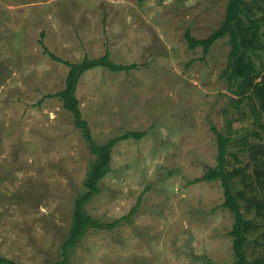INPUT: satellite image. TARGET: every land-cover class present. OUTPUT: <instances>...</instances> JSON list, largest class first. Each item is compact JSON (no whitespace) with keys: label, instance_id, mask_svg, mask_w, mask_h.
<instances>
[{"label":"rangeland","instance_id":"1","mask_svg":"<svg viewBox=\"0 0 264 264\" xmlns=\"http://www.w3.org/2000/svg\"><path fill=\"white\" fill-rule=\"evenodd\" d=\"M228 1L0 0L1 255L20 264L63 259L75 199L95 159L73 114L48 97L65 87L70 68L44 52L43 40L71 62L110 52L117 63H136L129 71L88 70L77 96L98 143L146 133L114 146L111 170L85 206L114 224L90 228L68 264L234 262L235 217L222 205V182L195 180L218 164L214 127L226 133L232 118L234 137L254 141L256 125L249 104L238 108L221 78L228 38L207 56L185 39L188 29L209 36ZM227 158L229 168L253 172L236 145ZM251 249L258 255L264 247Z\"/></svg>","mask_w":264,"mask_h":264},{"label":"trees","instance_id":"2","mask_svg":"<svg viewBox=\"0 0 264 264\" xmlns=\"http://www.w3.org/2000/svg\"><path fill=\"white\" fill-rule=\"evenodd\" d=\"M226 37L231 50L228 65L221 73V78L227 81L231 90L237 95L233 98V102L238 108L244 101L249 104L256 125L252 132L255 140L253 141L248 135L234 137L232 118L227 120L226 133L214 127L218 141V164L209 167L195 182L203 180L222 182L225 196L222 205L235 217L230 231L235 255L232 264H264V250L258 255H254V251L250 250L252 243L264 247V0H229L224 20L209 36L197 38L190 29L185 32L189 48L202 47L204 56L210 53L215 42ZM41 44L44 52L53 60L64 63L70 68L65 87L58 92L48 94V97H58L63 107L73 114L75 125L82 130L90 151L95 156L84 182L86 190L78 194L75 199L71 228L62 247L63 259L54 263L68 264L71 249L90 228L102 229L114 224L103 223L91 216L85 208L98 193L100 181L111 170L114 146L121 140L141 139L146 133L129 131L107 143H98L87 120L83 117L77 96L80 79L88 70L102 67L115 72L129 71L137 67L136 63H117L111 58L110 52L98 58L86 56L82 61L71 62L52 52L43 40ZM235 140L238 141L234 142ZM232 144L240 148L241 152H248L254 165L251 174L247 175L242 166L229 168L227 156ZM234 156L237 161L240 160L237 154ZM209 263L216 264L212 261ZM0 264L20 263L0 254Z\"/></svg>","mask_w":264,"mask_h":264}]
</instances>
